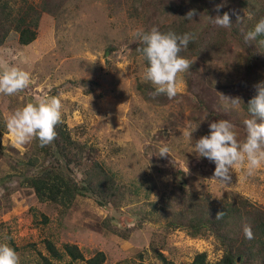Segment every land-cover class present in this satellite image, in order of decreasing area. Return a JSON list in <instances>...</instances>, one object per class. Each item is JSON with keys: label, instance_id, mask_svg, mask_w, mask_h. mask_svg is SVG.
Returning a JSON list of instances; mask_svg holds the SVG:
<instances>
[{"label": "rangeland", "instance_id": "rangeland-1", "mask_svg": "<svg viewBox=\"0 0 264 264\" xmlns=\"http://www.w3.org/2000/svg\"><path fill=\"white\" fill-rule=\"evenodd\" d=\"M141 30L127 8L112 0H69L56 16L42 13L33 43L20 46L12 32L0 46V72L17 67L31 74V84L24 91L14 96L0 94V127L4 129L0 140V243L9 244L20 255L21 264H41L40 255L47 256L46 240L60 250L64 244H74L85 259L101 251L106 255L105 264H159L153 249L175 264H189L202 252L210 262L218 260L221 251L213 237L192 238L185 230H170L163 220L141 221L128 211L160 202L174 183L182 182V176L175 175L178 171L184 172L190 192L212 203L244 197L264 207V169L250 176L237 168L232 172L231 185L224 187L212 179L215 164L193 150L195 141L209 134V122L227 119L236 124L221 94L242 96L247 90L235 84L219 92L203 90L204 83L200 78L195 80L196 71L191 70L185 74L194 79L188 86L184 74L178 78L179 102L161 99L154 106L144 101L137 85L155 86L144 79L141 57L130 54L136 42L134 33ZM240 62L241 54L231 67L221 66L219 80L235 74ZM188 87L201 96L202 106L192 108L193 93ZM50 97L61 99L62 120L72 137L95 146L106 168L133 190L129 208L99 207L87 193L64 209L39 202L24 185V178L37 172L26 165L34 140L14 144L6 121L26 104ZM209 99H218L217 116L208 115ZM202 119L207 120L190 142L188 123ZM234 130L242 141L245 131ZM164 145L171 149V155L161 158L157 154ZM105 222L127 238L106 230ZM61 264L85 262L69 263L65 258Z\"/></svg>", "mask_w": 264, "mask_h": 264}, {"label": "trees", "instance_id": "trees-1", "mask_svg": "<svg viewBox=\"0 0 264 264\" xmlns=\"http://www.w3.org/2000/svg\"><path fill=\"white\" fill-rule=\"evenodd\" d=\"M68 1L40 0L39 4H33L29 0H0V46L12 32L17 34L20 46L30 45L37 37L42 13L56 16ZM112 1L115 5L127 8L129 17L140 23L141 31L147 32L153 26H157L164 33L168 31L177 34L195 33L197 39L190 42L188 49L181 55L194 61L190 71H196L194 79H201L204 83L203 90L219 92L233 84L247 90L246 94L239 96L242 99L240 109H231V115L236 119L235 126L241 134L244 131L246 133L243 121L250 118L247 102L256 94L254 85L264 81V45L258 43V40L264 37L246 42L244 36L253 29L259 19L264 18V0ZM221 3L224 6L219 14L229 13L232 20L231 28H218L208 22V16L217 15L215 5ZM192 9L197 11V15L193 20H186L184 17ZM248 11H253L254 17L249 20L245 16L242 22H237L236 15L243 16ZM141 47L143 45L136 40L130 54L141 57L146 71L148 62L137 50ZM239 54L241 62L237 64L236 73L225 74L228 79L219 80L220 67L234 65ZM184 77L187 86L188 82H194L192 76ZM149 85H137V90L144 101L154 106L161 99L169 101L166 95L154 98L151 93L155 88ZM188 88L193 93V97L190 96L192 108L202 106L201 96L194 92L192 87ZM181 97L179 94L176 99ZM217 102L218 99L213 102L209 99V105L206 106L209 109V116H217L216 109L219 106ZM3 131L4 129L0 127V140ZM56 131L58 136L51 145L41 147L39 141L34 140L35 146L30 151L31 155L26 163L37 172L24 178L23 182L33 191L38 201L50 202L68 209L78 198L87 197L86 194L89 193L99 207H110L115 210L128 207L133 190L120 183L106 168L99 159L98 149L75 140L64 122L56 127ZM177 174L182 176V182L174 183L160 202L152 201L146 205L130 207L128 211L140 217L141 221L163 220L170 230H185L192 238L213 237L219 244L220 258L210 262L206 253L202 252L197 253L189 264H264V207L257 206L244 197L225 198L218 203H212L208 198L188 190L183 178L184 172L178 171L175 175ZM147 206L150 207V211L145 212ZM218 211L226 213L219 220L215 218ZM43 222H47L46 218ZM245 223L252 226L254 239L245 238L243 233ZM103 227L119 235L121 239L127 238L107 222ZM44 247L47 256L40 255L41 264H61L65 258L69 259V263L106 262V255L101 251H96L90 258L85 259L81 250L74 244H64L60 250L51 241L46 240ZM153 252L159 264H175L157 249H153ZM134 264L144 263L138 261Z\"/></svg>", "mask_w": 264, "mask_h": 264}, {"label": "clouds", "instance_id": "clouds-1", "mask_svg": "<svg viewBox=\"0 0 264 264\" xmlns=\"http://www.w3.org/2000/svg\"><path fill=\"white\" fill-rule=\"evenodd\" d=\"M223 3L216 4L214 10L217 15L208 16V22L218 28H231L232 20L228 12L220 15ZM197 15L195 9L189 10L184 17L193 20ZM255 13L248 11L243 16L236 15L237 22L245 18L251 20ZM135 39L143 45L138 48L148 62L144 79L155 86L151 95L155 98L166 95L169 100L176 99L180 93L181 74L190 72L194 61L181 55L188 49L190 42L197 39L195 33L177 34L173 31L161 32L157 26L150 31H137ZM264 37V18L258 20L253 29L244 36L246 42L257 41ZM258 43L264 45V39ZM31 84V74L17 67H11L0 72V94L14 96ZM256 94L247 102L250 118L243 121L246 137L241 142L234 130L235 125L227 119L209 122V134L201 136L195 141L193 147L198 157L206 158L215 164L212 179L217 180L224 187H229L232 182V172L237 168L244 169L248 175H255L264 169V81L254 85ZM221 99L226 101V107L239 110L242 99L239 96L229 97L221 94ZM177 102L179 100L177 99ZM62 101L59 97H50L38 103H28L23 108L17 109L6 121L7 130L16 145H26L33 140H38L41 147L51 145L57 138L56 127L63 123ZM207 119L190 121L186 133L190 142L192 134L200 128ZM161 158L171 155V149L164 145L158 154ZM225 211H218L216 219H222ZM246 239H254L252 226L243 225ZM0 264H21L20 255L7 243H0Z\"/></svg>", "mask_w": 264, "mask_h": 264}, {"label": "water", "instance_id": "water-1", "mask_svg": "<svg viewBox=\"0 0 264 264\" xmlns=\"http://www.w3.org/2000/svg\"><path fill=\"white\" fill-rule=\"evenodd\" d=\"M237 261H239V259H237Z\"/></svg>", "mask_w": 264, "mask_h": 264}]
</instances>
